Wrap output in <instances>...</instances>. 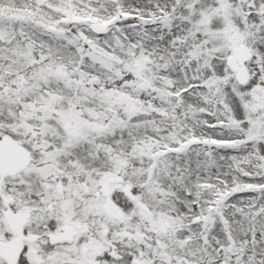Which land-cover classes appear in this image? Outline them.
<instances>
[{
	"label": "snow or ice",
	"instance_id": "1",
	"mask_svg": "<svg viewBox=\"0 0 264 264\" xmlns=\"http://www.w3.org/2000/svg\"><path fill=\"white\" fill-rule=\"evenodd\" d=\"M0 264H264V0H0Z\"/></svg>",
	"mask_w": 264,
	"mask_h": 264
}]
</instances>
